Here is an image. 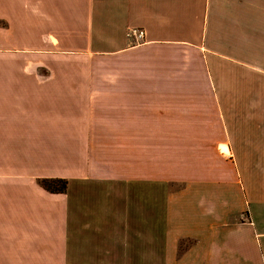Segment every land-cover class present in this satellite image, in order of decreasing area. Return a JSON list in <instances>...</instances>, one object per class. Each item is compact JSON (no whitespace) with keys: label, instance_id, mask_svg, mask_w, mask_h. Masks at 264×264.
Instances as JSON below:
<instances>
[{"label":"crops","instance_id":"crops-1","mask_svg":"<svg viewBox=\"0 0 264 264\" xmlns=\"http://www.w3.org/2000/svg\"><path fill=\"white\" fill-rule=\"evenodd\" d=\"M0 264H264V0H0Z\"/></svg>","mask_w":264,"mask_h":264},{"label":"rangeland","instance_id":"rangeland-1","mask_svg":"<svg viewBox=\"0 0 264 264\" xmlns=\"http://www.w3.org/2000/svg\"><path fill=\"white\" fill-rule=\"evenodd\" d=\"M129 33V31L127 32ZM128 36V35H127ZM129 37V36H128ZM130 38V37H129ZM68 146H66L67 148ZM103 146H90V150L88 151H97L98 148H102ZM66 163V168L65 170L68 172H71V162H67V160L65 161ZM66 180V179H65ZM67 184H68V180ZM67 192V189H66ZM65 192V193H66ZM71 197V196H70ZM70 204V207H66V248L71 250L73 248V241H72V232H73V214H72V199L70 198L69 201L66 202V205ZM57 224L56 222H50L49 223V239H50V247H53L55 250L57 248ZM48 260L50 261V263H56V257H52V258H48Z\"/></svg>","mask_w":264,"mask_h":264},{"label":"trees","instance_id":"trees-1","mask_svg":"<svg viewBox=\"0 0 264 264\" xmlns=\"http://www.w3.org/2000/svg\"><path fill=\"white\" fill-rule=\"evenodd\" d=\"M41 185L44 188H47L50 193H65L67 189V181L66 180H43Z\"/></svg>","mask_w":264,"mask_h":264},{"label":"built area","instance_id":"built-area-1","mask_svg":"<svg viewBox=\"0 0 264 264\" xmlns=\"http://www.w3.org/2000/svg\"><path fill=\"white\" fill-rule=\"evenodd\" d=\"M127 35L132 39L140 41L144 36V32L142 30L132 29L129 33H127Z\"/></svg>","mask_w":264,"mask_h":264}]
</instances>
